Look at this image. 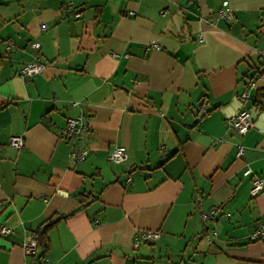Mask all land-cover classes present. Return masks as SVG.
I'll use <instances>...</instances> for the list:
<instances>
[{"label": "crops", "instance_id": "1", "mask_svg": "<svg viewBox=\"0 0 264 264\" xmlns=\"http://www.w3.org/2000/svg\"><path fill=\"white\" fill-rule=\"evenodd\" d=\"M245 107L254 127L228 131ZM245 168L264 179V0H0V264H264ZM142 230L159 238L135 247Z\"/></svg>", "mask_w": 264, "mask_h": 264}, {"label": "built area", "instance_id": "2", "mask_svg": "<svg viewBox=\"0 0 264 264\" xmlns=\"http://www.w3.org/2000/svg\"><path fill=\"white\" fill-rule=\"evenodd\" d=\"M229 11L225 12V16H229ZM30 47L37 49L39 47L38 42L31 43ZM45 64L40 61H32L25 63L18 71V75L22 78L34 77L43 72ZM248 86L252 85L251 81H248ZM239 98L242 101L249 99V93L247 90L239 94ZM225 126L228 131H235L240 135H245L250 129L254 127L251 119L250 108H242L238 113L230 116L225 121ZM88 130V126L85 125L81 117H68L66 124L61 130L62 138H68L73 142H77L81 139L84 132ZM9 146L15 149H19L23 146L22 136H12L9 140ZM244 153V146L238 144L236 146L235 156L239 158ZM87 149L72 150L70 157L75 161H83L86 157ZM127 160V151L123 146H116L109 155V161L115 164L123 163ZM244 177H249L250 188L249 194L251 197H255L264 191V179L252 172L250 168H245L242 172ZM129 181V180H128ZM218 212L217 208H211L207 211H202L200 217L203 222L213 221ZM228 217L229 214H224ZM12 232V229L6 225H0V236H7ZM159 238V232L156 230H142L138 231L135 235L134 246L137 247L144 242H152ZM264 238V224H259L253 232L250 234V239ZM22 249L25 255L34 256L37 253L38 242L35 234H31L22 245Z\"/></svg>", "mask_w": 264, "mask_h": 264}, {"label": "trees", "instance_id": "3", "mask_svg": "<svg viewBox=\"0 0 264 264\" xmlns=\"http://www.w3.org/2000/svg\"><path fill=\"white\" fill-rule=\"evenodd\" d=\"M56 220L50 221L47 225L40 227L35 233L37 235L38 247L42 249L44 255L49 249L48 231L55 224Z\"/></svg>", "mask_w": 264, "mask_h": 264}]
</instances>
